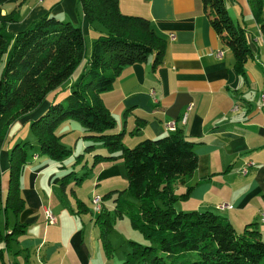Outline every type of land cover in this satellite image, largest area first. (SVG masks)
Masks as SVG:
<instances>
[{
	"label": "crops",
	"instance_id": "1",
	"mask_svg": "<svg viewBox=\"0 0 264 264\" xmlns=\"http://www.w3.org/2000/svg\"><path fill=\"white\" fill-rule=\"evenodd\" d=\"M116 1L122 15L146 19L163 41L164 49L154 69L153 55H149L143 63L123 67L109 89L97 95L113 118L112 132L121 135L125 147H131L142 139H156L180 129L195 144L196 165L187 183L175 186L176 194L189 188L187 196L175 203V210L215 212L236 233L253 225L264 242V223L260 220L264 214V108L259 100L263 82L264 0L258 21L253 18L247 0H223L227 16L244 33L247 53L240 66L211 29L200 0ZM78 6L77 0H23L16 8L17 21L7 24L6 31L24 29L44 14L73 21L88 40L89 55L91 42L99 32L93 31L81 12L78 19ZM11 8L5 5L1 13ZM91 32L96 36L92 37ZM217 51L221 52L219 58L214 56ZM69 78L64 82L67 87L72 84ZM42 111L38 109L34 118ZM33 114L27 113L25 118ZM65 123L70 125L68 120L58 123L54 134L59 131V142L67 147L66 130L59 129ZM168 124H172V130ZM83 144L86 145L84 140ZM3 145L1 201L6 191L4 176L10 143L5 149ZM30 160L34 165L22 167L18 180L22 208L14 214L9 211L12 225H17L21 233L10 234L7 212L0 209L3 219L0 236L10 234L0 240V264H94L98 243L92 237L95 236L92 219L85 223L86 219L78 218L79 210L66 213L56 202L52 205L49 189L58 181L52 169L54 163L39 161L36 155ZM110 162L111 165L103 166L113 167L114 173L125 180L121 162ZM247 162L251 166L242 175L240 169ZM103 169L97 171L93 183L101 185L104 194L119 191L113 188L114 180L98 183ZM112 176L106 173L103 179ZM220 204L229 209L218 211L215 207ZM44 209L50 210L54 224H46ZM80 211L84 212L83 208Z\"/></svg>",
	"mask_w": 264,
	"mask_h": 264
},
{
	"label": "trees",
	"instance_id": "2",
	"mask_svg": "<svg viewBox=\"0 0 264 264\" xmlns=\"http://www.w3.org/2000/svg\"><path fill=\"white\" fill-rule=\"evenodd\" d=\"M22 1L0 0V148L10 125L35 110L47 94L63 84L85 55L80 28L48 14L24 29L6 31L7 24L17 21L16 8ZM77 2L85 22L98 26L102 32L91 42L84 68L70 85L69 94L60 102L47 104L44 112L30 121L37 153L55 162L71 155L69 149L58 143L60 136L53 132L58 123L68 120L78 123L86 133L82 134L83 140H87L84 151L90 152L93 143L105 150L103 154L93 153L92 165L120 160L126 187L116 191L113 199L115 217L125 214L129 228L138 232L146 244L128 241V250L119 264H264V242L253 225L236 233L215 212L175 210V203L184 199L189 189L176 194L175 186L186 184L196 165L195 144L180 129L156 139H142L131 147H125L121 135L112 132L113 118L97 95L109 89L123 67L143 63L149 55H153L154 69L164 49L163 41L146 19L122 15L116 0ZM247 3L258 21L261 0ZM200 4L211 29L240 66L247 53L243 30L231 22L223 0H200ZM5 5L12 8L1 13ZM27 145L15 143L8 153L2 201L0 193L3 212L14 214L22 208L18 180L26 163ZM124 193L131 200L122 199ZM111 194L105 193L102 198ZM95 223L99 226L103 253L109 257L106 236L110 223L102 208ZM10 232L21 233L15 224ZM9 235L0 236V240Z\"/></svg>",
	"mask_w": 264,
	"mask_h": 264
},
{
	"label": "rangeland",
	"instance_id": "3",
	"mask_svg": "<svg viewBox=\"0 0 264 264\" xmlns=\"http://www.w3.org/2000/svg\"><path fill=\"white\" fill-rule=\"evenodd\" d=\"M77 17L79 19V14H80V7L78 6L77 8ZM56 19V18H55ZM59 22H69L66 20H58ZM79 22V21H78ZM71 24H73V21H70ZM74 25V24H73ZM26 28V27H25ZM93 31L99 32L98 35L102 32L100 28L96 25H93ZM91 36H96L93 32H91ZM95 38V37H94ZM93 40V39H92ZM83 43L85 44V55L84 58L81 60L77 68L74 70L72 73L71 78L69 80L73 83L81 74L86 59H87V46H88V40L83 38ZM69 94V87L66 86V84H61L58 88H56L54 91L50 92L47 94L42 103L32 111L34 114L30 117H26L25 115L17 119L13 125V127L7 131L5 135V140H4V145L3 149H5L6 145L10 143L9 148H8V153L10 152L12 146L15 143H20V142H27L28 145L25 146V161L26 163L23 165L25 166H30L34 165V162L31 161V156L36 155L39 156V161L46 159L52 163H54L53 170L56 171L57 175V184L55 187H53L50 190L51 193V204L57 203L58 207L60 209H63L66 211V213H69L70 210L76 211L79 210V215L78 218L80 219H86L85 223H88L89 219H92L93 225H94V235H92L94 242L97 241V245L95 248L94 252V259L93 263L94 264H119L124 256V253L128 250L127 243L128 241H134V242H139L140 244H146L141 235L134 231L131 230L128 226V221L127 217L125 214H121V217H115L116 214L114 212V206L115 202L113 199H115L117 193L114 191L112 195H114L112 198H102V195L104 194L105 191H103L101 185H95L93 183V177L96 175L97 171L101 168L103 169V173L101 174L102 176H99L98 183L102 182H110L114 180V185L113 188H117L119 191L124 190L126 187V183L124 178H121L117 173H114L113 167H104L103 165H111L110 161H99L95 162L92 165V155L93 153H101L100 151H105L99 144L93 143V148L90 152L84 151V144L81 145V142H83L82 134H86L83 132L82 128L79 126L78 123L74 121H69L70 125L67 126L68 124L65 123L63 126L59 125V129L66 130L65 136L66 139L68 140V145L67 149H69L72 153L70 158H65L61 162H55L53 160H50L47 156L45 155H40L38 154V148L35 142V137L30 131L29 128V123L30 121H27L29 119L34 120V116L36 115V111L39 109V111H42V108H46L47 104L50 103V101H56L60 102L62 101L67 95ZM45 108L43 109L42 112H44ZM40 115V114H39ZM56 130H53V132ZM59 133V131H58ZM57 133V136H60ZM13 135V136H12ZM61 137L58 139V143ZM13 140V141H11ZM87 140H85V143ZM90 144L91 142L88 141ZM123 142V141H121ZM62 145V144H61ZM63 146V145H62ZM116 162H119L120 160H115ZM121 164V163H120ZM122 165V164H121ZM84 166V167H82ZM84 173V174H83ZM106 173L113 174L112 177H108L111 179L106 178L107 180L103 179V176H105ZM68 174V175H67ZM67 175L66 177H64ZM7 180V171L4 176V181ZM105 180V181H104ZM22 182V179H20V183ZM97 196L100 199L99 202V207L100 210L102 208V212L104 215H106L109 223H110V230L107 233L106 240L109 244L110 248V255L109 257H106L105 254L103 253V248H102V242L99 238V226L97 223H95V218L98 215L99 211L96 213L94 210V206L91 204V199L92 197ZM122 199L126 200H131V198L126 194H122ZM80 202V204H79ZM80 206V207H79ZM81 208H83L84 212H81ZM49 212L50 210L47 209ZM51 213V212H50ZM76 214V213H75ZM52 215V214H51ZM53 216V215H52ZM2 215L0 214V230H2L3 226V219L1 218ZM7 217V228H11L12 226V214L11 212H7L6 214ZM2 219V220H1ZM9 242V241H8ZM104 257V259L102 258ZM104 261V263H103Z\"/></svg>",
	"mask_w": 264,
	"mask_h": 264
},
{
	"label": "built area",
	"instance_id": "4",
	"mask_svg": "<svg viewBox=\"0 0 264 264\" xmlns=\"http://www.w3.org/2000/svg\"><path fill=\"white\" fill-rule=\"evenodd\" d=\"M169 38L172 39L173 36L169 35ZM220 55H221V52L217 51V52H215L214 56L216 58H219ZM261 66H263V74H262L263 82H262V86H261V89H260V92H259V100H260L261 107L264 108V61L261 63ZM167 127L169 128V130H172V124H168ZM249 166H251V163H249V162L245 163L243 165V167L240 169V173L242 175L245 174L246 173V169ZM99 202H100V199L97 196L92 197L91 204L94 206V210H95L96 213H97V208L99 207V205H98ZM215 209H217L218 211H222V210H225V209H229V207L227 205L220 204V205H217L215 207ZM43 216H44V220H45L46 224H54V217L51 215V213L47 209L43 210ZM260 220H261L262 223H264V214H261Z\"/></svg>",
	"mask_w": 264,
	"mask_h": 264
},
{
	"label": "bare ground",
	"instance_id": "5",
	"mask_svg": "<svg viewBox=\"0 0 264 264\" xmlns=\"http://www.w3.org/2000/svg\"><path fill=\"white\" fill-rule=\"evenodd\" d=\"M100 210V207L97 208V212Z\"/></svg>",
	"mask_w": 264,
	"mask_h": 264
}]
</instances>
